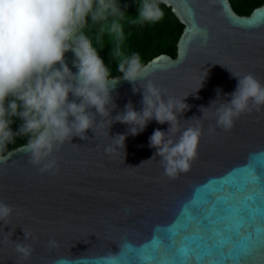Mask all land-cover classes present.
Masks as SVG:
<instances>
[{
    "label": "water",
    "instance_id": "obj_1",
    "mask_svg": "<svg viewBox=\"0 0 264 264\" xmlns=\"http://www.w3.org/2000/svg\"><path fill=\"white\" fill-rule=\"evenodd\" d=\"M163 2L185 24L177 54L147 61L136 85L112 75L111 116L97 114L88 139L73 137L54 153L58 170L42 174L29 162L26 143L0 160V201L15 209L0 221V264H122L131 249L146 264H197L196 254L220 261L225 246L244 253L250 235L264 238V107L241 115L229 131L217 127L215 117L237 88L229 70L264 84V3L241 14L231 0ZM65 59L76 73L74 53ZM149 81L165 99L186 97L189 109L178 115L181 131L196 126L190 119H202L201 108L218 100L200 121L196 160L176 178L164 174L149 145L153 132H167L168 123L152 120L137 135L115 120L109 127L129 102L142 109ZM117 135L126 137L124 148L114 144ZM109 146L115 151L106 152ZM51 240L58 246L50 247ZM21 242L32 246L28 259L16 251ZM244 264H264V243Z\"/></svg>",
    "mask_w": 264,
    "mask_h": 264
},
{
    "label": "clouds",
    "instance_id": "obj_2",
    "mask_svg": "<svg viewBox=\"0 0 264 264\" xmlns=\"http://www.w3.org/2000/svg\"><path fill=\"white\" fill-rule=\"evenodd\" d=\"M162 2L139 0L138 16L132 18L120 0H0V160L11 157L8 145L22 136L27 138L25 147L31 164L42 174L58 170L54 153L73 137L88 139L86 132L94 131L97 114L109 117L110 109L116 107L111 95L115 87L110 86L112 73L85 29L91 23L98 26V40L108 33L122 42L121 21L134 25L156 23L164 16L159 6ZM68 52L74 53L76 73L66 62ZM113 55L119 58L118 72L124 80L136 85L145 76L139 53L125 55L117 45ZM229 71L238 80L237 88L229 94L230 101L215 109L216 126L225 131L231 130L241 115L264 107V84L252 74ZM143 89L142 109L135 110L129 102L122 113L108 122L109 127L115 120L130 125V134L137 135L152 120L168 123L167 132H153L149 145L156 149L154 157H160L164 174L176 178L188 172L196 160L202 136L200 121L207 118L208 110L218 100L211 107L201 108L202 119H190L196 121V126L181 131L178 115L189 109L186 97L165 99V92L151 81ZM133 91L139 90L134 87ZM69 94L76 99L69 100ZM14 116L21 121L15 132L11 129ZM125 139L124 135H117L113 141L117 148H124ZM105 151L111 153L115 149L109 146ZM14 211L13 206L0 201V221H7ZM29 237L30 233L25 232V239ZM49 246L58 245L51 240ZM16 251L28 259L33 249L21 242Z\"/></svg>",
    "mask_w": 264,
    "mask_h": 264
},
{
    "label": "trees",
    "instance_id": "obj_3",
    "mask_svg": "<svg viewBox=\"0 0 264 264\" xmlns=\"http://www.w3.org/2000/svg\"><path fill=\"white\" fill-rule=\"evenodd\" d=\"M231 2L237 12L248 14L255 7L263 4L264 0H231ZM120 3L127 15L132 18L138 16L139 0H120ZM159 6L164 16L156 23L134 25L128 20L121 21L124 30L122 42L116 41L108 33L103 34L98 40V26H93L89 23V26L85 29V33L92 40L93 46L99 51L101 58L112 75L121 74L118 72L119 58L113 55L117 45H119L125 55L133 52L139 53L143 64L160 53H169L173 56L177 54L178 41L183 33L185 24L174 12L172 6L165 2L160 3ZM11 119L13 121L11 129L15 132L19 129L21 121L15 116ZM26 140V137H17L14 143L8 145L7 151L26 143Z\"/></svg>",
    "mask_w": 264,
    "mask_h": 264
},
{
    "label": "snow or ice",
    "instance_id": "obj_4",
    "mask_svg": "<svg viewBox=\"0 0 264 264\" xmlns=\"http://www.w3.org/2000/svg\"><path fill=\"white\" fill-rule=\"evenodd\" d=\"M260 172H261V177L264 176V170L260 169ZM249 241H250L249 249L246 250L244 253L236 254L233 251H226V246H225V249L223 250V253H222L223 260H220V261L204 260L198 254H196L195 260L197 264H244L246 257L251 254V251H254L258 245L264 243V238H261L258 235H256L255 237L250 235ZM130 251L132 252V257L122 262V264H146L145 258L143 256L137 255L136 250L131 249ZM190 264H191V261H190Z\"/></svg>",
    "mask_w": 264,
    "mask_h": 264
}]
</instances>
